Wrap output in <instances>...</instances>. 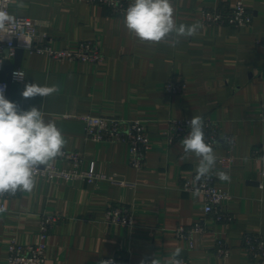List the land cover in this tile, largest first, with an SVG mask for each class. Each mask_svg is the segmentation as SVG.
I'll use <instances>...</instances> for the list:
<instances>
[{
  "label": "crops",
  "instance_id": "1",
  "mask_svg": "<svg viewBox=\"0 0 264 264\" xmlns=\"http://www.w3.org/2000/svg\"><path fill=\"white\" fill-rule=\"evenodd\" d=\"M132 2V0H130ZM241 2L252 14L249 27L204 26V9L226 10ZM179 24H199L195 36L181 38L172 47L168 41L141 44L124 27L123 15L80 0H14L12 16L30 18L55 49L76 50L82 41H93L103 60L97 64L54 61L24 52L20 68L25 79L12 82L10 101L21 109L35 106L45 119L55 122L65 145L78 153L83 169L103 173L107 180L86 183L36 176L31 192L17 191L4 201L0 213V264H8L11 240L27 245L42 241L45 264H99L102 258L127 256L140 264L146 256L162 259L175 248L191 264H254L242 250L244 234L264 236V176L262 164L251 158L253 146L264 144V121L259 117L264 100V0H171ZM13 62V57L9 59ZM168 80L184 83L182 92L169 95ZM26 83L56 85L58 92L24 99ZM83 115L140 120L147 127L150 148L143 168L129 165L126 143L93 142L84 133ZM200 115L218 123L223 134L235 138L229 169H218L226 154L223 144L213 148L216 164L211 173L215 185L231 199L227 209L231 224L215 223L203 213L199 194L181 190L191 179L199 161L184 157L179 138L167 145L162 134L169 120ZM186 135V134H185ZM70 169L68 161L50 162ZM217 172L230 179L221 181ZM130 208L132 225L105 222L111 205ZM57 214L48 236H39L40 219ZM202 219L207 231L192 238L175 237L179 225ZM223 240L230 254H214L216 240Z\"/></svg>",
  "mask_w": 264,
  "mask_h": 264
},
{
  "label": "built area",
  "instance_id": "2",
  "mask_svg": "<svg viewBox=\"0 0 264 264\" xmlns=\"http://www.w3.org/2000/svg\"><path fill=\"white\" fill-rule=\"evenodd\" d=\"M14 0H0V11H4L12 19L6 24V31L0 32V71L4 59H11L16 48L24 52L46 56L49 60L84 62L97 64L103 60L98 46L93 41H82L76 50L55 49L47 36L40 33L34 22L23 16H12L10 6ZM89 5H97L108 9L114 15H123L130 0H80ZM252 22V14L241 2L229 6L226 10L215 8L204 9L201 13V23L204 26H229L232 28L249 27ZM264 46V37L258 40ZM8 49V55L3 51ZM19 72L22 78H17L13 74ZM25 79L24 71L20 67H15L11 72V82L21 83ZM0 86H5V96L7 95L6 82L0 79ZM184 83L181 81L168 80L164 89L169 95L182 92ZM259 117L264 121V100L260 103ZM205 122V135L213 148L223 144L226 152L219 158L218 169L227 170L230 168L233 158L232 148L235 145V138L231 134H223L217 122L209 117H203ZM84 133L87 140L93 142L126 143L129 148V165L135 169H141L146 162V153L150 148L147 127L140 120H125L116 117L83 115ZM189 118L179 120H169L166 131L162 134L167 145L173 144L176 140L187 134ZM230 141V142H229ZM251 158L262 164L261 174L264 176V144L253 146ZM68 161L70 169H61L50 163L48 166H39L36 176H45L49 179H61L64 181L79 180L86 183L107 180L103 173L93 170L83 169V159L78 153L62 150V155L54 161ZM193 178L184 179L181 183V190L185 193H192L198 189L203 196V213L215 223L231 224L234 221L233 214L227 209V202L231 196L215 185L213 175L202 183H194ZM12 196L4 194L0 196V207L5 208L4 201ZM61 218L57 214L44 215L40 219L39 236L43 240L55 222ZM105 222L108 224H118L124 226L132 225V213L128 206L123 204L111 205L105 212ZM207 231V226L202 219L191 225H179L175 228V237L185 239L192 246V238L196 234ZM242 250L247 260L254 264H264V236L260 234H244L242 237ZM45 244L42 241L34 244L21 245L15 240H11L8 246V264H45ZM214 254L217 258L224 259L230 254V249L223 240H216ZM184 264H191L187 258L180 256ZM112 259L114 264H130L127 256L105 257L101 260Z\"/></svg>",
  "mask_w": 264,
  "mask_h": 264
},
{
  "label": "clouds",
  "instance_id": "3",
  "mask_svg": "<svg viewBox=\"0 0 264 264\" xmlns=\"http://www.w3.org/2000/svg\"><path fill=\"white\" fill-rule=\"evenodd\" d=\"M12 18L0 11V32L6 31V24ZM124 27L141 43L159 44L168 41L172 47L180 43L181 38L193 37L200 28L199 24L177 25L171 0H132L123 15ZM22 78L19 72L13 74ZM56 85L26 83L21 96L24 99L48 97L58 92ZM188 131L180 141L184 157L194 156L199 163L193 178L194 183H202L210 178L215 164L216 154L212 143L205 135L204 118L193 116L187 124ZM230 142V141H229ZM65 138L55 122L46 120L42 109L33 106L23 110L5 96V86H0V196L14 195L17 191L31 192L36 185L39 166H48L62 155ZM221 181L230 177L225 172H217ZM200 194L198 189L192 192L194 197ZM0 207V213L5 212ZM182 249L175 248L170 256L161 258L158 254L146 256L140 264H184L180 258ZM99 264H114L112 259L101 260Z\"/></svg>",
  "mask_w": 264,
  "mask_h": 264
},
{
  "label": "water",
  "instance_id": "4",
  "mask_svg": "<svg viewBox=\"0 0 264 264\" xmlns=\"http://www.w3.org/2000/svg\"><path fill=\"white\" fill-rule=\"evenodd\" d=\"M4 55H8V49H4L3 51ZM24 51L22 49L16 48L14 50L13 54V62H11L9 59H4L2 63V69L0 71V79L6 82L7 86V95L6 98H8L10 86H11V72L15 67H19L21 64L22 56Z\"/></svg>",
  "mask_w": 264,
  "mask_h": 264
}]
</instances>
